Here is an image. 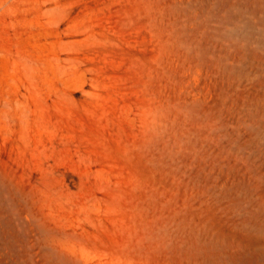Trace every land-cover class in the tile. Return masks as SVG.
<instances>
[{"label": "rangeland", "instance_id": "374dc122", "mask_svg": "<svg viewBox=\"0 0 264 264\" xmlns=\"http://www.w3.org/2000/svg\"><path fill=\"white\" fill-rule=\"evenodd\" d=\"M0 264H264V0H0Z\"/></svg>", "mask_w": 264, "mask_h": 264}]
</instances>
